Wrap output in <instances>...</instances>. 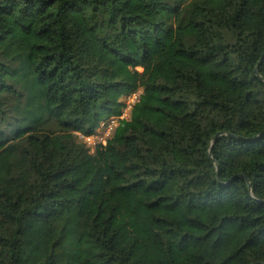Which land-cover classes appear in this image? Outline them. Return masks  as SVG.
Returning a JSON list of instances; mask_svg holds the SVG:
<instances>
[{"label": "trees", "instance_id": "1", "mask_svg": "<svg viewBox=\"0 0 264 264\" xmlns=\"http://www.w3.org/2000/svg\"><path fill=\"white\" fill-rule=\"evenodd\" d=\"M263 53L264 0H0V264H264Z\"/></svg>", "mask_w": 264, "mask_h": 264}, {"label": "built area", "instance_id": "2", "mask_svg": "<svg viewBox=\"0 0 264 264\" xmlns=\"http://www.w3.org/2000/svg\"><path fill=\"white\" fill-rule=\"evenodd\" d=\"M142 92L143 89L139 88L133 93L121 97L120 113L118 115H111L104 120H101L91 134L85 135L81 132L74 133L89 156L94 155L98 147L106 146L109 142H111L115 133L122 129L125 122L131 119L133 108L139 101Z\"/></svg>", "mask_w": 264, "mask_h": 264}, {"label": "rangeland", "instance_id": "3", "mask_svg": "<svg viewBox=\"0 0 264 264\" xmlns=\"http://www.w3.org/2000/svg\"><path fill=\"white\" fill-rule=\"evenodd\" d=\"M166 39H167V36L162 34L159 36L158 40L155 42H152L151 45L153 48L162 47ZM115 47L123 53L133 52L136 50V48L133 45L127 42H124V41L119 42Z\"/></svg>", "mask_w": 264, "mask_h": 264}, {"label": "water", "instance_id": "4", "mask_svg": "<svg viewBox=\"0 0 264 264\" xmlns=\"http://www.w3.org/2000/svg\"><path fill=\"white\" fill-rule=\"evenodd\" d=\"M263 58H264V53H263L262 57H261L260 60H259V64L261 63V61L263 60ZM255 74H258L257 69H255ZM219 136H220V134L218 133V134L213 138V141H212V142H215ZM209 157L211 158V150L209 151ZM215 166H216V169H217L218 166H217V165H215Z\"/></svg>", "mask_w": 264, "mask_h": 264}]
</instances>
